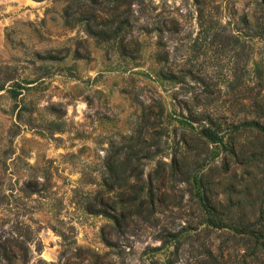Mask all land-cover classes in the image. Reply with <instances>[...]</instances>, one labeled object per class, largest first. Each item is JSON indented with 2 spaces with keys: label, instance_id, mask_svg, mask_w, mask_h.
<instances>
[{
  "label": "rangeland",
  "instance_id": "obj_1",
  "mask_svg": "<svg viewBox=\"0 0 264 264\" xmlns=\"http://www.w3.org/2000/svg\"><path fill=\"white\" fill-rule=\"evenodd\" d=\"M263 79L264 0H0V264H196L221 241L201 179L230 175L194 117ZM128 147L147 157L109 190Z\"/></svg>",
  "mask_w": 264,
  "mask_h": 264
},
{
  "label": "trees",
  "instance_id": "obj_2",
  "mask_svg": "<svg viewBox=\"0 0 264 264\" xmlns=\"http://www.w3.org/2000/svg\"><path fill=\"white\" fill-rule=\"evenodd\" d=\"M83 9L78 8L77 16L80 21H89ZM259 85L258 93L249 98L250 104L240 116L234 114L231 119L215 109L194 117L199 126L196 152L208 151V145H221L228 159L223 173L230 175L223 183L201 179L203 232L215 233L221 241L212 250L203 247V257L196 264H264V79ZM146 157H139L130 147L122 159L110 153L103 165L104 186L113 191L126 184L132 177L128 172L138 169ZM171 168L173 174L187 177V163L176 170ZM220 194L222 199L217 198Z\"/></svg>",
  "mask_w": 264,
  "mask_h": 264
}]
</instances>
